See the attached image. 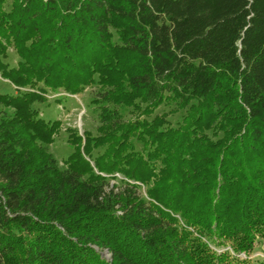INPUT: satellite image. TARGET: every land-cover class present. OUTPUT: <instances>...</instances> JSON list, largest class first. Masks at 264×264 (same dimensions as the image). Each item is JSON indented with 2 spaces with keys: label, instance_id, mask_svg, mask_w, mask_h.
I'll use <instances>...</instances> for the list:
<instances>
[{
  "label": "trees",
  "instance_id": "1",
  "mask_svg": "<svg viewBox=\"0 0 264 264\" xmlns=\"http://www.w3.org/2000/svg\"><path fill=\"white\" fill-rule=\"evenodd\" d=\"M0 104V264H264V0H0Z\"/></svg>",
  "mask_w": 264,
  "mask_h": 264
},
{
  "label": "rangeland",
  "instance_id": "2",
  "mask_svg": "<svg viewBox=\"0 0 264 264\" xmlns=\"http://www.w3.org/2000/svg\"><path fill=\"white\" fill-rule=\"evenodd\" d=\"M12 59L13 62H16V55H13ZM91 91L92 89L88 87L82 93L78 94H71L63 89L43 93L46 99L43 103L39 104L42 116L50 119H58L61 122L60 130L55 135L52 144H50V150L61 163H63V160L73 151L68 141L69 138L74 135L72 133L77 132L84 137L86 130L94 131L98 125V116L91 103ZM0 108H3L1 104ZM70 134L72 135L69 137ZM116 174H118L120 178H123V175L119 173ZM115 182L116 180L113 179L112 183ZM211 247L218 252L229 250L232 254L239 255L242 258L246 257L245 252L235 253L229 245L221 247L211 244ZM105 256L109 257V254L106 252ZM249 257L253 259H264V239L256 244L255 250L251 252Z\"/></svg>",
  "mask_w": 264,
  "mask_h": 264
}]
</instances>
